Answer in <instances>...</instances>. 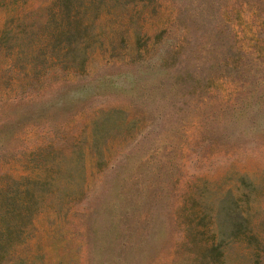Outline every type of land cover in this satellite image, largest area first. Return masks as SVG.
<instances>
[{
    "label": "rangeland",
    "instance_id": "obj_1",
    "mask_svg": "<svg viewBox=\"0 0 264 264\" xmlns=\"http://www.w3.org/2000/svg\"><path fill=\"white\" fill-rule=\"evenodd\" d=\"M0 264H264V0H0Z\"/></svg>",
    "mask_w": 264,
    "mask_h": 264
}]
</instances>
